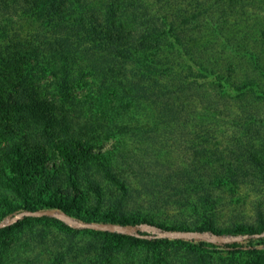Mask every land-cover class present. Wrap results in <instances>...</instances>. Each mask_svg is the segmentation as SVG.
I'll list each match as a JSON object with an SVG mask.
<instances>
[{
	"label": "trees",
	"instance_id": "obj_1",
	"mask_svg": "<svg viewBox=\"0 0 264 264\" xmlns=\"http://www.w3.org/2000/svg\"><path fill=\"white\" fill-rule=\"evenodd\" d=\"M160 2L0 0V218L41 212L23 221H52L63 232L50 245L45 231L32 245L3 238L0 264H99L97 250L102 264H119L130 255L98 245L124 233L75 228L60 213L125 229L154 224L156 211L189 216L155 223L156 233L136 228L147 237H128L148 249H159L167 230L240 233L217 227L215 211L226 187L264 179L260 145L238 142L264 125L255 108L264 104V27L236 29L255 0H187L175 10ZM209 131L237 137L232 158L209 149ZM20 225L0 233L16 226L17 242ZM80 231L90 239L77 245ZM200 246L175 245L170 264H211ZM250 253L264 264V249Z\"/></svg>",
	"mask_w": 264,
	"mask_h": 264
},
{
	"label": "rangeland",
	"instance_id": "obj_2",
	"mask_svg": "<svg viewBox=\"0 0 264 264\" xmlns=\"http://www.w3.org/2000/svg\"><path fill=\"white\" fill-rule=\"evenodd\" d=\"M162 3L163 0H160ZM178 2H180V6L184 7V4L187 0H169L168 3L160 4L163 7L168 9L175 10L178 8ZM254 10L253 13H247L244 16H241L240 21L236 25V29L241 31L247 27H264V0H255V2L251 5H247L246 9ZM257 10V14H256ZM169 12L167 15L168 17ZM173 14V12H172ZM171 14V15H172ZM218 14L216 13V16ZM216 52H220V48L216 46ZM261 47V51H262ZM213 53V54H214ZM262 59L264 61V55L262 52ZM242 61V65L248 68L250 66L249 60L245 59ZM242 69V68H241ZM249 70H253L254 68L250 66ZM244 71V70H243ZM251 74H258L256 72H252ZM250 104V102L248 103ZM253 106V105H252ZM258 111L260 119L264 117V104H260L255 107ZM206 132V131H205ZM201 131L202 136L205 133ZM210 135L208 136V143L213 146L209 149H218L222 151L221 158H224L225 161L232 158V151L235 147L237 137L232 135V132H228L225 135H221L219 132H208ZM253 135L244 134L241 141L239 143H243L244 149H249L248 146H252L254 142L259 146V152L261 157L264 158V125L261 128L260 132H251ZM201 137H196L194 139L198 141H202ZM187 139L184 138V143H187ZM106 144H110L107 142ZM170 147V144H169ZM215 147V148H214ZM183 148H181V151ZM255 150H257L255 148ZM174 153V152H173ZM173 161L171 155L168 156ZM248 182H240L234 188L226 187L224 192H220L218 194V201L216 207V217H215V225L220 227V229H231L235 232H240L237 235L227 236V237H219L216 235H208L206 233H199L192 229L187 231H179V230H167L159 233L157 237H163L167 239L165 243H162V246H159V249H148L146 245L142 243L132 244L133 240L128 236H133L136 238L144 239L147 237L145 234H139L136 228L142 230L141 232H153L156 233L159 229L154 226L155 223L164 222L168 225H172L175 223H179L184 221L185 223H189L191 219L189 216H185L182 213H175L172 211H156L155 214L151 217V220L154 221V224L142 223L138 225V227H132L129 229L121 228L113 224H103V223H89V224H79L76 223V219L73 217L60 213L57 214V217L65 220L67 223L71 224L73 227H82V228H97V229H110L112 231H117L124 233L122 237H112L110 240L106 241V243L100 242L98 240V245H105L106 247L114 248V249H124V252H129L130 255L121 259L119 264L125 262V260H142L143 258H147L148 260L158 261L159 264H170V260L174 258V247L175 245H201L199 252L204 255H209L211 264H253L256 260L253 255H251L250 250L252 247L256 249H264V232H260L258 229L260 225L264 227V179L261 180V184H258V179L255 182V185H252L254 180L252 178L247 179ZM9 196L15 199L9 192ZM24 216H39L32 215L27 213L26 211H20L15 209L13 211L7 210L6 215L0 218L1 226L11 225L15 221H19L21 223L18 226L20 231L17 242L12 241V233L16 229V226L13 227L12 232L8 233H0V241L3 238H6L5 245H32V239H37L34 237V234H42V232H46L47 235L45 237V245H50L54 238H61L63 236V232L59 231L58 225L52 221H46L44 219H35L23 221ZM0 226V227H1ZM247 227H254L255 233L252 237L247 236L245 234V229ZM43 229V231H42ZM29 231V234H28ZM89 234L86 232L80 231L78 234H75L73 238V243L77 244L82 242H86L89 238ZM96 238L95 236L93 237ZM177 239L184 241L178 242ZM34 243V242H33ZM166 245V246H164ZM165 247V248H164ZM134 249V250H133ZM182 250V249H180ZM98 254L99 264L104 263L103 253H100L99 250L96 251ZM183 253V252H182ZM97 256H94L95 260H91L93 262L97 261ZM207 258V256H205ZM93 259V258H92ZM175 259V258H174ZM116 264V263H115Z\"/></svg>",
	"mask_w": 264,
	"mask_h": 264
},
{
	"label": "water",
	"instance_id": "obj_3",
	"mask_svg": "<svg viewBox=\"0 0 264 264\" xmlns=\"http://www.w3.org/2000/svg\"><path fill=\"white\" fill-rule=\"evenodd\" d=\"M32 215H40L41 214V212H33V213H31ZM0 226H1V224H0Z\"/></svg>",
	"mask_w": 264,
	"mask_h": 264
}]
</instances>
